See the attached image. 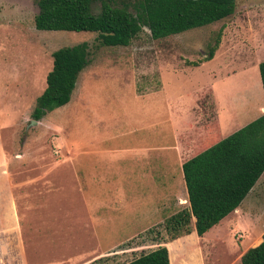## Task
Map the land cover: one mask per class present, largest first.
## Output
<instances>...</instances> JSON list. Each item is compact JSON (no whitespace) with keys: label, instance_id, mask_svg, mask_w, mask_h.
<instances>
[{"label":"rangeland","instance_id":"obj_1","mask_svg":"<svg viewBox=\"0 0 264 264\" xmlns=\"http://www.w3.org/2000/svg\"><path fill=\"white\" fill-rule=\"evenodd\" d=\"M235 3L231 16L203 28L162 40H153L143 28L127 47H100L93 33L36 30L38 8L33 0H0V166L8 173L5 181L18 213L25 212L28 200L35 201L31 205L39 202V208L33 216L41 217L39 222L28 221L36 226L29 232L22 222L21 231L0 233L13 236L14 242L22 234L24 246H1L0 264H62L71 255L77 263L84 262L95 246L85 229L86 201L79 195L86 180L88 150L100 147L103 138L107 140L104 146L111 147H125L134 137L145 145L164 141V118L145 117L142 124H136L135 112L163 116L167 97L174 94L190 100L197 88H205L201 102L206 106L214 87L222 138L251 123L247 119L264 108L258 68L264 61V0ZM220 30V43L211 61L191 66L207 56ZM81 42L94 46L70 102L31 124L35 101L52 68V53ZM92 158L95 174L107 176L102 155ZM58 186L60 194L55 189ZM53 194L54 198L46 197ZM181 204L173 215L187 208ZM263 234L264 172L239 208L207 237L166 234L162 224L140 237L169 242L172 264H241L238 253L258 246ZM138 239L136 233V243ZM140 253L126 254L115 264H125Z\"/></svg>","mask_w":264,"mask_h":264},{"label":"trees","instance_id":"obj_2","mask_svg":"<svg viewBox=\"0 0 264 264\" xmlns=\"http://www.w3.org/2000/svg\"><path fill=\"white\" fill-rule=\"evenodd\" d=\"M38 8L34 25L39 31L88 32L96 35L100 47H127L147 28L153 40H162L193 29L203 28L231 16L235 0H33ZM221 39L207 56L191 66L214 57ZM94 45L81 42L52 53V68L46 87L35 101L32 120L66 106L78 78L91 62ZM264 96V61L258 66ZM189 207L172 216L167 225L176 235L190 234L191 218L195 233L203 236L234 212L264 172V114L190 158L182 165ZM175 236V235H174ZM174 236H172L174 238ZM176 237V236H175ZM241 264H264L262 242L248 249ZM126 264H172L166 246L141 254Z\"/></svg>","mask_w":264,"mask_h":264},{"label":"crops","instance_id":"obj_3","mask_svg":"<svg viewBox=\"0 0 264 264\" xmlns=\"http://www.w3.org/2000/svg\"><path fill=\"white\" fill-rule=\"evenodd\" d=\"M204 89H195L194 94L190 93V100H184L185 98L180 95L174 97V94H171L166 98L167 109L163 116L154 115L151 112H147L149 116L146 113L136 115L135 112L133 114L132 119L136 124H142L145 117H152L151 120L163 117L162 125L166 132L163 142L156 139L154 143L150 141L151 145H145L141 144L143 143L141 141H136L134 137V141L126 144L125 147H111L107 144L104 146L107 140L103 138L102 147L97 146V149L88 150L85 160L86 180L84 188L80 190L83 192H79V195L86 201L88 224L85 229H88L89 235L87 236L95 241V246L87 254L89 256L84 259V262L77 263V259L74 260L71 255L69 258L66 257L68 260H62V264H72L70 260L73 264H92L95 261H99V264H115L126 254L139 251L141 255L158 247L168 248L171 245L162 239L154 241L153 238L152 240L146 236L140 237V235L160 224L164 225L166 234L170 232L167 222L174 216L173 209L182 206L183 202L187 208L189 207L182 171L183 163L224 139L220 120L221 111L216 102L215 89L214 87L210 89L209 102L203 106L201 100L204 96L202 91H206ZM263 114L264 108L262 107L255 117L247 121L252 122ZM148 124L154 125V123ZM133 133L136 134L135 131ZM93 145H99V143ZM100 154L105 159L104 170L108 173L107 176L100 175L101 173L95 174L97 171L92 165V157ZM1 155L0 153V160ZM7 175L8 173L4 172L0 166V233L7 230H13L14 233L21 231L22 222L27 223L26 228L29 232L36 226H32L28 221L35 219L38 222L41 221L39 215L36 214L37 218L33 216L34 209L38 211L39 202H36L37 206L34 204L32 206L31 204L35 201L28 200L25 204V212L19 214L11 188L5 181L9 179ZM58 187L55 189L59 192L61 187ZM55 195L46 197L54 198ZM167 214H170V217L165 219ZM191 220L193 221L191 233L186 236L196 234L195 219L191 218ZM136 224L139 225L138 229H136ZM222 224L223 219L199 238L203 239L214 233ZM37 230L40 231L39 228ZM136 233L139 236L137 243ZM6 235H0V247L3 246L1 249L16 248L20 245L24 247L22 234L19 239L15 238V242L13 236L7 235V237ZM151 242L153 243L152 249L143 253L144 247ZM247 250L244 248L238 253L240 259Z\"/></svg>","mask_w":264,"mask_h":264},{"label":"water","instance_id":"obj_4","mask_svg":"<svg viewBox=\"0 0 264 264\" xmlns=\"http://www.w3.org/2000/svg\"><path fill=\"white\" fill-rule=\"evenodd\" d=\"M30 123H31V124H35V123H36V121L32 120V121H30Z\"/></svg>","mask_w":264,"mask_h":264}]
</instances>
